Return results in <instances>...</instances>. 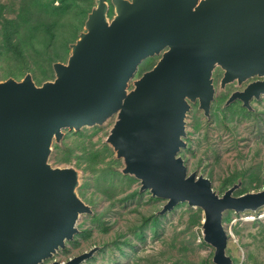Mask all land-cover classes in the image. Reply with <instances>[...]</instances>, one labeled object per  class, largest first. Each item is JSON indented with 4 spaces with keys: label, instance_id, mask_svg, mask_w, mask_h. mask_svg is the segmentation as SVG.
Returning <instances> with one entry per match:
<instances>
[{
    "label": "water",
    "instance_id": "95a60500",
    "mask_svg": "<svg viewBox=\"0 0 264 264\" xmlns=\"http://www.w3.org/2000/svg\"><path fill=\"white\" fill-rule=\"evenodd\" d=\"M69 48L66 63L52 64V81L36 85L28 73L0 81V264H42L73 239L79 216L92 211L76 193L79 172L48 162L52 144L64 129L112 116L106 142L122 173L165 200L160 213L180 202L201 209L212 263L231 264L222 215L264 206V188L235 196V184L219 196L208 178L187 173L179 152L190 104L209 117L214 69L220 89L255 79L225 105L239 100L250 110L264 96V0H95ZM97 248L51 264H81Z\"/></svg>",
    "mask_w": 264,
    "mask_h": 264
},
{
    "label": "rangeland",
    "instance_id": "374dc122",
    "mask_svg": "<svg viewBox=\"0 0 264 264\" xmlns=\"http://www.w3.org/2000/svg\"><path fill=\"white\" fill-rule=\"evenodd\" d=\"M106 1L110 4V0ZM20 2L0 0V6H7L10 11L4 9V12L15 18ZM88 5L93 7L95 0H68L67 9L38 8L31 23L33 27L25 32L28 37L32 35L27 45L36 50L46 48V55L54 57L52 60L66 63L70 49L65 42L71 34L84 31L86 15L81 13V8ZM48 18L52 21L51 34L43 36L38 24ZM44 42L47 46H41ZM5 53L0 51V81L7 78L19 81L27 73L36 85L55 78L52 66H43L45 55L31 56L27 59V67H21L15 57H10L11 60ZM150 59L148 67L153 66L159 56ZM141 65L133 80L145 71ZM221 77V70L214 69L215 97L209 117L205 118L197 103L192 104L186 113L183 138L186 146L179 155L184 159L188 174L194 172L208 178L219 196L233 183L237 184L238 179L240 186L233 195L244 189L256 192L264 188V96L251 100L253 112L244 116L246 113L238 109L240 101H235L230 108H226L225 102L231 93L242 90L253 79L240 86L234 82L219 90ZM115 121L116 116H112L100 126L79 130V135H76L77 131L64 129L62 139L58 143L53 142L48 162L53 167L70 166L79 172L76 193L92 213L79 216L76 223L78 232L73 239L42 264L65 262L92 247L98 248L81 264H213L214 249L202 238L201 209L197 211V208L181 202L161 214L165 200L155 199L147 190L139 191L140 182L122 173V160L116 158L106 142ZM242 172L237 180L229 183L226 180L232 173ZM249 172L259 174L263 180L259 188L247 178ZM152 215L159 216L156 232L147 223L142 229L143 239H136L133 228ZM222 225L229 235L225 253L232 258L231 264H264V206L242 213L225 211ZM126 239L130 247L121 244Z\"/></svg>",
    "mask_w": 264,
    "mask_h": 264
},
{
    "label": "trees",
    "instance_id": "16d2710c",
    "mask_svg": "<svg viewBox=\"0 0 264 264\" xmlns=\"http://www.w3.org/2000/svg\"><path fill=\"white\" fill-rule=\"evenodd\" d=\"M67 1L68 0H21L20 6L18 8V11L16 13L15 18L9 17L8 15H6V13L4 12V9H7V11H10V10L7 6L1 5L0 6V51H5L6 52L5 56L9 59H11L10 57H15L17 59L16 62L19 65H21V67H27V63H26L27 59L30 58L31 56L40 57V55H45V57H46L45 64L43 65L44 68H48L49 66H52V64L54 62H56L58 59H56V61H55V60H52L54 57H50V56L46 55V52H45L46 48H38L36 50V48H34L30 45H27V40L32 35L28 37V36H26L25 32L29 27H33V24H31V23H33V21H34V14L35 15L37 14L38 8H41L43 6H48L53 10H56L59 8L67 9ZM81 1L82 0H80V2ZM54 2H57V4H54ZM91 8L89 7V5L84 7V8H81V13H84L87 17V14L90 12ZM112 14H113L112 8L110 6V9L108 12V17H111ZM38 27L40 28L43 36H49L51 34V29H52L51 19L48 18L47 20L40 22L38 24ZM77 32H75L74 34H71V36H69V38L66 40V42H65L66 47H67V44L69 47L70 44L74 43L77 40L78 34H79ZM43 45L47 46V44H45V42L43 44H41V46H43ZM65 46H63V47H65ZM40 50H42V51H40ZM64 50H68V48L67 49L64 48ZM55 55L57 57H61L59 54H55ZM151 61H152V59H150V58H147L144 61H142L141 69L142 70L145 69V71H146V68H148L147 70H149L152 67V66L148 67L150 65ZM21 69H23V68H21ZM43 71H47V69L43 70ZM252 100H255V99H252ZM213 101H214V98H213ZM235 101H239V100H235ZM235 101L229 103L228 105H225V106H227L226 108H230L231 106H233ZM250 106H251V104H250ZM238 109L240 111H243L246 113V114L243 113L244 116L245 115H251V113L253 112L252 107L247 112L245 111L246 108H244L242 106H239ZM75 133H76V135L80 134V132H78V131ZM245 173H247V172H244V174ZM242 174H243V172L239 173V174L232 173L230 176H228L226 178V180L229 183V181H232L234 179L237 180L238 177ZM247 178L249 179V181L251 183H253V185H256L258 188L261 186V184H263V180L260 178L259 174H255L254 172H249ZM240 182L241 181L238 179L237 184L239 186H240ZM233 185H235V183H233ZM239 186H238V188H239ZM246 192H248V190L244 189L242 192H237L235 194V196L244 194ZM134 193H136V191ZM137 194H138V192H137ZM154 198L156 199L157 197H154ZM197 211H200V210L197 208ZM165 212H168V211H165ZM165 212H163L161 214H164ZM155 214L160 215L159 212H156ZM157 217H159V216H153L152 215V216L148 217L147 219L145 218L143 223H141L139 226H135L133 228V230H136V231H134V237L138 240L143 239L142 229L147 225V223H149V225L151 226V229L153 231H155L158 227V225H157L158 218ZM228 221H229V219H228ZM121 244H123L127 247L131 246V244L128 242L127 239L124 240ZM118 245H119L118 247H120V244H118ZM231 260H232V258H231Z\"/></svg>",
    "mask_w": 264,
    "mask_h": 264
},
{
    "label": "flooded vegetation",
    "instance_id": "af4514ba",
    "mask_svg": "<svg viewBox=\"0 0 264 264\" xmlns=\"http://www.w3.org/2000/svg\"><path fill=\"white\" fill-rule=\"evenodd\" d=\"M221 72H222V71H221ZM253 80H255V79H253ZM253 80H251V81H253ZM225 86H226V85H225ZM224 88H225V87H224ZM224 88H223V89H224ZM242 88H243V87H242ZM223 89H220V88H219V90H223ZM214 94H215V93H214ZM240 103H241V102H240ZM192 104H194V103H191V104H190V108H191V105H192Z\"/></svg>",
    "mask_w": 264,
    "mask_h": 264
},
{
    "label": "bare ground",
    "instance_id": "6f19581e",
    "mask_svg": "<svg viewBox=\"0 0 264 264\" xmlns=\"http://www.w3.org/2000/svg\"><path fill=\"white\" fill-rule=\"evenodd\" d=\"M185 164V163H184ZM188 173V172H187Z\"/></svg>",
    "mask_w": 264,
    "mask_h": 264
}]
</instances>
